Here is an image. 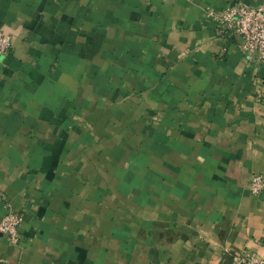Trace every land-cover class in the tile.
Instances as JSON below:
<instances>
[{
    "label": "crops",
    "instance_id": "0c3cea01",
    "mask_svg": "<svg viewBox=\"0 0 264 264\" xmlns=\"http://www.w3.org/2000/svg\"><path fill=\"white\" fill-rule=\"evenodd\" d=\"M235 3L0 0V264L264 261V65L206 14Z\"/></svg>",
    "mask_w": 264,
    "mask_h": 264
},
{
    "label": "built area",
    "instance_id": "2783aa9c",
    "mask_svg": "<svg viewBox=\"0 0 264 264\" xmlns=\"http://www.w3.org/2000/svg\"><path fill=\"white\" fill-rule=\"evenodd\" d=\"M207 16L216 24L219 37L226 38L237 35L241 38V49L248 62L264 65V0L260 7L252 8L242 3H235L222 12L206 11ZM11 49L9 36L0 34V57L5 56ZM257 97H261L258 92ZM264 187V179L260 175H253L251 188L259 193ZM6 212L0 219V236L10 244L18 240V227L21 215L14 212L8 205ZM230 264H264V261L250 252L235 255Z\"/></svg>",
    "mask_w": 264,
    "mask_h": 264
}]
</instances>
